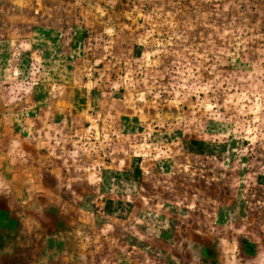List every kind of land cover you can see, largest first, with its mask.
Segmentation results:
<instances>
[{
  "label": "rangeland",
  "instance_id": "1",
  "mask_svg": "<svg viewBox=\"0 0 264 264\" xmlns=\"http://www.w3.org/2000/svg\"><path fill=\"white\" fill-rule=\"evenodd\" d=\"M0 6L26 97L0 111V167L24 169L0 264H264V0Z\"/></svg>",
  "mask_w": 264,
  "mask_h": 264
},
{
  "label": "crops",
  "instance_id": "2",
  "mask_svg": "<svg viewBox=\"0 0 264 264\" xmlns=\"http://www.w3.org/2000/svg\"><path fill=\"white\" fill-rule=\"evenodd\" d=\"M9 8L11 7H2L0 6V13L1 15L2 14H6L11 11ZM5 18L2 16L1 17V21H0V68L2 69V66L4 65H7L8 64V61H9V48H10V45H11V41L10 39L11 38H7L6 36H4V32L7 30L6 28V21L4 20ZM17 44L15 45L16 48H19L20 50H24V52H21L23 53L25 56L28 55L26 53V50H29V54L32 55L30 57H32L34 59V61H32L31 59H29L28 62L30 63H34V62H37L40 61V59H43V52H42V47H43V44L41 43H37L35 41L34 43V46H32V41L29 39H17ZM40 51H41V54L40 55ZM14 52V51H13ZM20 53V54H21ZM23 59V58H22ZM23 61V60H21ZM35 72V71H34ZM33 71H31V73H34ZM42 73H39V74H36L35 75V79H39L41 76H42ZM7 79H9V75L2 71L0 72V99H1V102H0V111H11L13 108H16V110L18 112H21V111H25L26 109V104H24L23 101L26 100V97L23 96V99L22 101H20V91L18 90L17 92L14 93V87L13 86H8V87H4L3 85H5V83H7ZM3 84V85H2ZM21 91L25 94L26 92V88L23 87L21 89ZM34 92V91H33ZM32 91H30V93H33ZM18 96V97H16ZM15 99H17L18 101L14 104L12 102H15ZM35 102L37 103V101L35 100ZM38 104V103H37ZM34 105V109L37 110L36 108V105ZM16 105V106H14ZM39 109H40V105L38 106ZM2 117H0V128L2 125H5V118L3 117V114H1ZM7 115V114H6ZM26 122H28V126L33 127V131L35 132L34 136H41L42 135V123H41V118H31V119H24L23 118V123H21L20 121L18 122V125H19V128L17 129V131H12L10 134L11 135H15L19 141H24V130H25V124ZM11 124H12V121H11ZM56 123H53V125H55ZM21 125H23V128H21ZM36 127L38 130H36ZM62 128V125L59 126V129H55L53 132H49V139L51 140V138H54V137H57V134H62V133H65L66 130H60ZM3 137H0V139H2ZM54 142V141H53ZM8 141L5 139L4 141L3 140H0V144H3V146L5 144H7ZM3 153V154H2ZM40 153V151H39ZM0 154L1 155V158L3 159H11V158H15V155L12 153V149H6V151L3 152V149L1 148L0 150ZM4 169V166H1L0 167V190L2 191H7V193H9L11 190H16V189H19L20 188H17L21 185V189H23V185L22 183L19 182L18 178L20 176V174L22 173V171L24 170L23 168L21 167H7L6 171L4 172L3 171ZM44 171V170H43ZM49 173L48 174H52V173H55L53 172L52 169H49L48 170ZM41 174H42V171H41ZM40 174V175H41ZM12 187V188H11ZM52 187V185L49 184V186H47V188H45L44 190H50ZM25 189V187H24ZM31 188H28L27 190H30ZM9 197V194L7 195ZM14 201L16 202V200H13L11 201L10 198H0V228L3 229L4 228V221H2V217L4 218H7V220L10 221L9 219V214H8V209L10 207V203H14ZM4 208H7V211H4ZM9 222H7L8 224ZM2 253H5V250H1Z\"/></svg>",
  "mask_w": 264,
  "mask_h": 264
}]
</instances>
